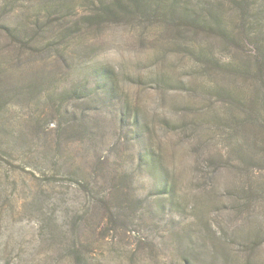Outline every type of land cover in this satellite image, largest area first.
Segmentation results:
<instances>
[{
    "label": "rangeland",
    "instance_id": "1",
    "mask_svg": "<svg viewBox=\"0 0 264 264\" xmlns=\"http://www.w3.org/2000/svg\"><path fill=\"white\" fill-rule=\"evenodd\" d=\"M74 1L77 17L86 5L84 0ZM87 43L97 46L89 55L97 56L94 61L116 66L122 95L88 109L87 130L62 138L54 130L37 136L25 117L26 103L9 109L19 123L30 127L34 150L25 151L23 157L22 149L14 151V160L32 171L0 164V264H82L73 256L74 244L85 254L86 264H264V166L244 168L211 127L175 130L161 121L179 120L195 110L172 107L184 104V94L173 87L160 91L138 83L155 68L150 34L131 24H108L89 35ZM4 47L11 52L17 46ZM56 64L58 68L60 62ZM55 73L57 93L83 79L65 70ZM93 76L88 77L90 85L95 83ZM125 97L140 105L153 123L154 143L177 181V207L158 202L155 177L137 167L142 149L133 139L131 118L123 112ZM44 99L36 108L48 102ZM69 104L77 111L86 106L78 101ZM211 156L219 159L207 166ZM123 171L132 180V189L120 186L129 193L128 218L119 219L116 204V221L108 225V216L94 203L112 191L113 181ZM81 176L88 186L76 182ZM250 190L256 194L245 205Z\"/></svg>",
    "mask_w": 264,
    "mask_h": 264
},
{
    "label": "trees",
    "instance_id": "2",
    "mask_svg": "<svg viewBox=\"0 0 264 264\" xmlns=\"http://www.w3.org/2000/svg\"><path fill=\"white\" fill-rule=\"evenodd\" d=\"M84 1L85 12L75 17L74 0H0V164L4 163V168L32 171L14 160L16 147L23 150L22 157L25 151L34 150L31 130L36 129L37 136L54 130L58 138L65 133H82L88 128V109L122 95L116 66L94 61L97 56L89 55L97 46L85 44L89 35L108 24H131L150 34L155 68L143 79L138 76V83L160 91L173 87L184 94V104L172 107L195 110L179 120L163 118L164 124L189 131L197 126L211 127L244 162V168L264 166V0ZM9 43L16 49L6 51L4 45ZM51 56L55 58L52 61ZM55 62H60L58 68ZM169 68L173 72H168ZM60 70L70 76L83 75V79L57 93L55 71ZM89 76L95 77L93 85L88 83ZM44 97L48 102L36 108ZM70 101L86 106L77 111ZM123 101L133 139L142 149L137 167L155 177L158 202L179 206L177 181L154 143L153 123L146 120L140 105L126 97ZM21 103L29 105L25 117L33 124L31 130L9 110ZM64 116L68 118L63 120ZM201 146L194 144L195 148ZM211 157L207 166L219 159ZM76 179L78 184L89 185L86 179L81 181L82 176ZM124 184L132 189L131 175L126 171L113 181L112 191L94 203L108 216V225L116 221V206L119 219L128 218L125 203L130 200L129 193L120 187ZM253 194L256 192H247L245 205ZM72 249L74 258L86 264L80 247L74 244Z\"/></svg>",
    "mask_w": 264,
    "mask_h": 264
}]
</instances>
